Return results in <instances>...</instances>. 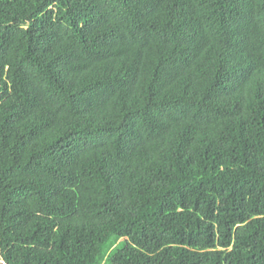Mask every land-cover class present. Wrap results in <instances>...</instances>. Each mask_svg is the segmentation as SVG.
<instances>
[{
	"label": "trees",
	"instance_id": "obj_1",
	"mask_svg": "<svg viewBox=\"0 0 264 264\" xmlns=\"http://www.w3.org/2000/svg\"><path fill=\"white\" fill-rule=\"evenodd\" d=\"M0 264H264V0H0Z\"/></svg>",
	"mask_w": 264,
	"mask_h": 264
}]
</instances>
